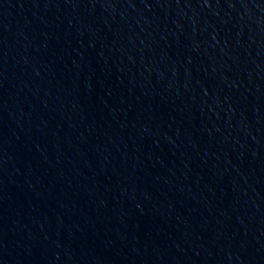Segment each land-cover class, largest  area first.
I'll list each match as a JSON object with an SVG mask.
<instances>
[{
    "label": "water",
    "instance_id": "obj_1",
    "mask_svg": "<svg viewBox=\"0 0 264 264\" xmlns=\"http://www.w3.org/2000/svg\"><path fill=\"white\" fill-rule=\"evenodd\" d=\"M0 264H264V0H0Z\"/></svg>",
    "mask_w": 264,
    "mask_h": 264
}]
</instances>
